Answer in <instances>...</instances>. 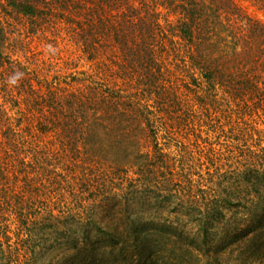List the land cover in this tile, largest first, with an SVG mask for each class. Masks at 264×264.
Here are the masks:
<instances>
[{"label": "trees", "instance_id": "obj_1", "mask_svg": "<svg viewBox=\"0 0 264 264\" xmlns=\"http://www.w3.org/2000/svg\"><path fill=\"white\" fill-rule=\"evenodd\" d=\"M158 6L170 7L172 25L160 23ZM0 16L23 17L31 33L58 20L94 62L112 51L98 72L110 81L74 87L73 75L13 57L19 39L0 19V264H226L235 250L264 264V147L241 150L234 167L210 148L213 169L194 185L183 163L155 168L171 163L153 124L194 131L195 104L264 114V21L233 0H0ZM168 37L173 83L160 56ZM144 130L154 157L141 150ZM106 162L135 167L122 215L106 196L89 212L81 202L54 213L48 191L63 169L79 163L88 177Z\"/></svg>", "mask_w": 264, "mask_h": 264}, {"label": "rangeland", "instance_id": "obj_2", "mask_svg": "<svg viewBox=\"0 0 264 264\" xmlns=\"http://www.w3.org/2000/svg\"><path fill=\"white\" fill-rule=\"evenodd\" d=\"M233 1L248 15L264 21V0ZM157 9L160 23L164 26L172 25L173 13L170 7L158 6ZM0 19L2 24L8 28L9 35L14 39H19L16 44L15 41L11 42L13 46H10V51L13 52V57L17 56L30 68L36 67L44 73H49L50 76L58 75L60 79L65 77L67 81H71V75H73L76 77L75 81L77 82L73 80L69 83L74 87H80L87 79L89 81L111 80L108 76L98 72L102 69L101 64L104 62L105 56H112V51L107 48L104 52L101 48L100 56L96 62L88 60L82 52L80 43L68 34L67 27L58 20L55 21L52 28L46 27L31 33L29 30L27 31V24L21 16H14L13 19L0 16ZM170 38L168 37L164 42V49L160 52V56L163 65L166 64L168 69V72H165V78L168 82L173 83V43L168 42ZM189 97L191 98L193 95L190 94ZM190 100L193 104L194 99ZM207 106L209 107L208 111L195 104V111L200 114L194 120V131L188 129L186 132H178L177 135L173 133V127H163L162 121L158 118L153 121L154 126L158 127L156 141L161 149L169 155L171 163V166L168 165V168H165L159 162L155 165V168L161 165L159 169L167 171L170 167L173 169V165L178 168V165L183 163L189 171L188 176L191 177V183L195 182L196 179L199 183H206L207 167H210L208 168L210 171L213 169L207 158L210 148L221 156L220 163H232L234 167L236 165L235 161L240 160L239 153L241 150L247 148L258 151L261 146L264 147L263 113L260 112L259 117L254 114L242 115L241 113L240 115L234 112L237 108L234 103L230 105L232 108L230 113L224 111L226 107L221 103H215L211 106L207 104ZM167 122L173 126V121H170V119L164 120V123ZM141 134L144 135L140 139L141 150L143 153H148L150 157H154V154L158 153L155 152L154 137H152V134L150 136L147 130H144ZM175 136L177 137L174 139ZM119 159L124 161V158ZM222 167H225V165ZM86 168V166L78 163L60 172L59 182L56 185L54 184L53 188L51 187L48 191L49 201L52 203L54 213H62L68 208H70L68 211L81 210L78 207L81 202L84 204L82 213L85 208L89 212L93 205L98 203L100 197L106 196L109 203L115 201V211L118 212V215H122L123 187L128 184L130 177H136L135 167L131 170L128 168L129 170L125 171L119 167L114 169L112 163L109 162L96 164L89 166L87 169L88 177H86ZM83 173H85V176ZM87 178L86 184L89 188L85 193H81L83 188L80 183H83ZM90 189L92 190L89 191ZM97 189H100V191L102 189L104 193L97 191ZM85 196L87 198L84 201L82 198ZM168 209L170 207L166 205L165 210ZM236 252L238 251L235 250L230 257H227L226 264H261L258 258L238 260V257L234 256Z\"/></svg>", "mask_w": 264, "mask_h": 264}, {"label": "clouds", "instance_id": "obj_3", "mask_svg": "<svg viewBox=\"0 0 264 264\" xmlns=\"http://www.w3.org/2000/svg\"><path fill=\"white\" fill-rule=\"evenodd\" d=\"M20 75H22V74L17 73V74H15V75H13L12 77L9 78V82H10L11 84H16V83H17V80H18V77H19Z\"/></svg>", "mask_w": 264, "mask_h": 264}]
</instances>
